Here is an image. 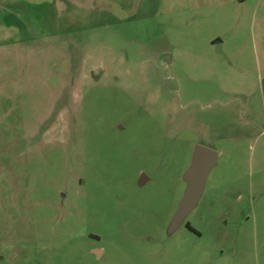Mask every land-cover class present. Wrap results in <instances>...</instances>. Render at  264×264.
<instances>
[{
    "label": "rangeland",
    "instance_id": "1",
    "mask_svg": "<svg viewBox=\"0 0 264 264\" xmlns=\"http://www.w3.org/2000/svg\"><path fill=\"white\" fill-rule=\"evenodd\" d=\"M0 264H264V0H0Z\"/></svg>",
    "mask_w": 264,
    "mask_h": 264
},
{
    "label": "water",
    "instance_id": "2",
    "mask_svg": "<svg viewBox=\"0 0 264 264\" xmlns=\"http://www.w3.org/2000/svg\"><path fill=\"white\" fill-rule=\"evenodd\" d=\"M218 153L204 146H196L193 152L189 168L184 173L186 189L183 198L169 225L168 234H173L187 220L190 213L198 206L203 196L208 177L214 167L218 164ZM142 177L140 182L145 181ZM100 255L101 251L96 250Z\"/></svg>",
    "mask_w": 264,
    "mask_h": 264
},
{
    "label": "flooded vegetation",
    "instance_id": "3",
    "mask_svg": "<svg viewBox=\"0 0 264 264\" xmlns=\"http://www.w3.org/2000/svg\"><path fill=\"white\" fill-rule=\"evenodd\" d=\"M145 182V181H144ZM140 184H141V182H140ZM186 226H187V228L190 230V231H192V232H194L195 234H199L195 229H190V228H193L189 223H187L186 224ZM190 226V227H189Z\"/></svg>",
    "mask_w": 264,
    "mask_h": 264
},
{
    "label": "trees",
    "instance_id": "4",
    "mask_svg": "<svg viewBox=\"0 0 264 264\" xmlns=\"http://www.w3.org/2000/svg\"><path fill=\"white\" fill-rule=\"evenodd\" d=\"M189 227H190V226H189ZM190 229H192V230H193L194 228H190Z\"/></svg>",
    "mask_w": 264,
    "mask_h": 264
}]
</instances>
